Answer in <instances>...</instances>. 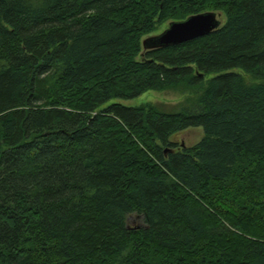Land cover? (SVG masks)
Wrapping results in <instances>:
<instances>
[{
	"label": "trees",
	"instance_id": "trees-1",
	"mask_svg": "<svg viewBox=\"0 0 264 264\" xmlns=\"http://www.w3.org/2000/svg\"><path fill=\"white\" fill-rule=\"evenodd\" d=\"M206 11L226 22L144 50ZM245 75L264 80V0H0V264H264V82ZM180 85L206 88L100 111Z\"/></svg>",
	"mask_w": 264,
	"mask_h": 264
},
{
	"label": "rangeland",
	"instance_id": "rangeland-1",
	"mask_svg": "<svg viewBox=\"0 0 264 264\" xmlns=\"http://www.w3.org/2000/svg\"><path fill=\"white\" fill-rule=\"evenodd\" d=\"M216 13L219 14L218 19H220L221 24L223 25L226 22L225 13L222 11H217ZM170 22L171 20H167L163 23L155 25L152 31L142 38V42L146 38L161 34L165 29L168 28ZM213 76V74L206 75L203 82L204 85L207 84V81ZM245 77L248 81H252L258 84L264 82V80H254L248 75H245ZM204 85L202 87H188L185 85H180L177 87L166 88L163 90H148L133 99H112L105 103L103 106H101L100 111L101 109L103 110L112 103H119L125 106L133 107H161L166 110H178L179 106L187 103L190 100H195L199 98L203 94L204 89L206 88ZM203 137L204 134L201 127H191L174 134L173 136H171L170 141L177 145L176 149H181L183 148V146L191 147L196 145ZM136 223L137 222L135 221V224Z\"/></svg>",
	"mask_w": 264,
	"mask_h": 264
},
{
	"label": "water",
	"instance_id": "water-1",
	"mask_svg": "<svg viewBox=\"0 0 264 264\" xmlns=\"http://www.w3.org/2000/svg\"><path fill=\"white\" fill-rule=\"evenodd\" d=\"M218 16L215 11H206L190 15L183 20L171 21L161 34L143 40V48L176 45L208 35L221 26Z\"/></svg>",
	"mask_w": 264,
	"mask_h": 264
}]
</instances>
